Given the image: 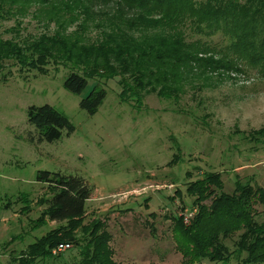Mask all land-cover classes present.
Returning a JSON list of instances; mask_svg holds the SVG:
<instances>
[{"label":"rangeland","instance_id":"rangeland-1","mask_svg":"<svg viewBox=\"0 0 264 264\" xmlns=\"http://www.w3.org/2000/svg\"><path fill=\"white\" fill-rule=\"evenodd\" d=\"M47 21L33 13L0 19V40L15 52L0 56V264H24L29 245L43 240L53 242L54 257L36 264H78L80 250L90 256L100 247L116 264H178V217L189 226L195 204L209 206L247 183L264 187V66L242 62L241 73L196 80L177 102L155 93L125 99L118 77L88 79L77 95L64 87L68 63L31 49L40 34L55 32ZM199 37L217 48L230 40ZM95 86L106 96L90 115L79 103ZM44 104L73 132L39 141L27 109ZM40 171L88 182L93 193L78 220L48 219ZM237 236L225 242L232 247ZM63 240L71 247L53 253Z\"/></svg>","mask_w":264,"mask_h":264},{"label":"trees","instance_id":"trees-1","mask_svg":"<svg viewBox=\"0 0 264 264\" xmlns=\"http://www.w3.org/2000/svg\"><path fill=\"white\" fill-rule=\"evenodd\" d=\"M14 13L44 14L47 23H55V32L48 38L40 34L31 49L68 63L71 72L64 87L77 95L88 79L118 77L125 99L155 93L177 102L188 86L198 88L196 80L241 73L242 62L264 66V0H0V19ZM216 32L229 37L228 44L217 48L199 37ZM10 46L14 44L0 40L2 59L15 57ZM105 96V90L95 86L79 107L92 115ZM27 121L39 141L54 142L63 131L69 135L74 130L67 117L48 104L29 106ZM36 179L50 189L44 200L50 221H76L84 214L93 189L83 177L40 171ZM195 206L189 226L178 217V264H264V220L257 218L264 215V187L247 183L222 192L209 206ZM236 232L230 247L225 240ZM52 243L30 244L24 264L53 258ZM61 243L70 242L55 246ZM108 249L100 247L90 256L80 250L78 264H116Z\"/></svg>","mask_w":264,"mask_h":264},{"label":"built area","instance_id":"built-area-1","mask_svg":"<svg viewBox=\"0 0 264 264\" xmlns=\"http://www.w3.org/2000/svg\"><path fill=\"white\" fill-rule=\"evenodd\" d=\"M184 219H185V221L188 220L187 217H185ZM70 247H71V245H70L69 243H61V244H58V245L56 246L55 250L53 251V253L66 251V250H68Z\"/></svg>","mask_w":264,"mask_h":264}]
</instances>
